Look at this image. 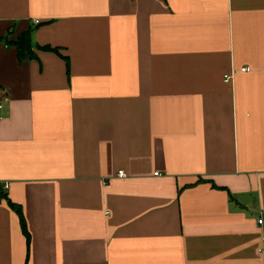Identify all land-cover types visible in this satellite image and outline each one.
Instances as JSON below:
<instances>
[{"label": "crops", "instance_id": "crops-1", "mask_svg": "<svg viewBox=\"0 0 264 264\" xmlns=\"http://www.w3.org/2000/svg\"><path fill=\"white\" fill-rule=\"evenodd\" d=\"M29 28L36 57L0 41V264H264V0H0Z\"/></svg>", "mask_w": 264, "mask_h": 264}, {"label": "trees", "instance_id": "trees-1", "mask_svg": "<svg viewBox=\"0 0 264 264\" xmlns=\"http://www.w3.org/2000/svg\"><path fill=\"white\" fill-rule=\"evenodd\" d=\"M0 41H5L6 44L15 45L20 58H33V57L37 56L36 52L33 50L32 28H29V29L25 30L24 32H22L21 34H19L18 38L14 41L10 40L8 37H5V36H0ZM43 49H45V50L52 49L53 50L54 48L47 45V46H44ZM54 50H56V49H54ZM67 65L70 68L68 59H67ZM8 202H10L12 207L17 211V213L21 217L22 223H23V228L25 229V220H24V217L22 216L21 207L18 204L12 202L10 199H8Z\"/></svg>", "mask_w": 264, "mask_h": 264}, {"label": "built area", "instance_id": "built-area-1", "mask_svg": "<svg viewBox=\"0 0 264 264\" xmlns=\"http://www.w3.org/2000/svg\"><path fill=\"white\" fill-rule=\"evenodd\" d=\"M250 69V66L249 65H244V67H242L241 68V71H244V70H249ZM233 73L232 72H230L229 74H225L226 76H225V79H226V81H229V79H231L232 78V75ZM3 107V102H2V100H0V109ZM119 175H121V176H125L126 174H125V172L123 171V170H121L120 172H119ZM7 185L8 184H5V187H7ZM262 221H263V219L262 218H259L258 219V222L259 223H262Z\"/></svg>", "mask_w": 264, "mask_h": 264}]
</instances>
